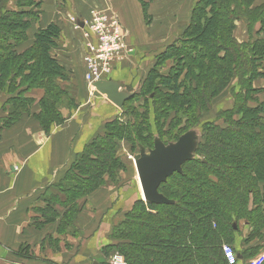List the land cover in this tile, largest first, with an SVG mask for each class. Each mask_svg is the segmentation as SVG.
Wrapping results in <instances>:
<instances>
[{
	"label": "trees",
	"instance_id": "trees-1",
	"mask_svg": "<svg viewBox=\"0 0 264 264\" xmlns=\"http://www.w3.org/2000/svg\"><path fill=\"white\" fill-rule=\"evenodd\" d=\"M254 1L197 0L190 8L189 21L181 37L176 42H170L155 56V61L159 55L160 59L175 55L180 59L178 69L170 77L162 76L160 85L161 89L170 91L165 95V101L174 107L182 109L192 103L200 108L210 104L227 86L237 101L234 110L223 118L220 116L224 124L215 120L204 123L205 128L197 140L193 158L182 165V172H174L160 184L159 192L172 203L157 205L138 199L132 209L124 213L125 218L116 226V235L113 232L112 239H121L123 247L118 251L129 264H228L222 252L224 242L232 245L236 260L244 259L251 250L247 247L236 249L235 237L238 236L240 221L248 226L247 233L241 235L244 242L258 234L264 221V184L259 185V180H264V122H261L262 114L258 108L246 104L252 97H245L243 93L245 90L250 93L253 81L258 76H264V69L257 70V64L252 63L254 60L264 61V35L259 34L264 32V4L256 6ZM142 3L149 4L148 0H142ZM37 5L34 0H0L1 97L5 93L0 104L6 111V115L0 117V121L3 120L1 128L20 118L21 112L25 111L20 94L34 84L45 91L38 98L40 109L34 117L45 131L61 123V120L58 121L61 119L59 107L66 91L65 86L55 82V79L57 77L66 82L71 79L65 76L64 63L56 57L59 53L54 51L61 36L60 28L54 23L39 27L34 42L19 50L28 38V28L38 20ZM239 17L249 21L248 36L242 42L232 32L233 20ZM256 21L260 22V28L254 31L253 36ZM216 23L221 28L217 29ZM208 33L212 39L206 38L203 43L210 49L192 41ZM190 39L193 43L188 42ZM153 69L150 68L142 82L146 81L143 85L145 92L152 87ZM196 70H200L197 76L192 74ZM185 72L191 73V79L200 84L195 92L192 87L180 89L178 78ZM185 89L188 93L184 92ZM193 92L198 94V98ZM135 93L124 103L133 100ZM154 93L151 91L148 94L153 96ZM67 102L72 100L67 98ZM152 102L149 105L153 107L152 114H161L164 108L154 99ZM133 112L132 108L128 109L130 115ZM145 112L146 107L143 118H146ZM186 116L194 118L193 112ZM117 123L116 119L106 122L104 140L96 137L80 152L76 162L73 160L65 170L62 182L54 185V190L46 199L51 206L66 207L62 221L68 226L81 207L79 200L96 190L102 182L103 172L100 173V170L103 169L108 177L113 175L109 164L116 151V143L111 139H114L112 128ZM139 123L119 127L117 135L121 137L124 134L126 140L134 137L130 141L132 146L138 144L151 149L153 137L144 133L151 134L152 127H148L150 124H146V120L144 127ZM182 133L176 134L174 140ZM157 134L162 139L163 135ZM238 134L253 139L240 143ZM95 161L100 164V170L92 167ZM74 172L81 178L79 182L72 178L69 180V174ZM80 172L83 175H79ZM209 172L213 173L210 175ZM183 205L191 206L193 214ZM118 243L108 245L114 248Z\"/></svg>",
	"mask_w": 264,
	"mask_h": 264
},
{
	"label": "crops",
	"instance_id": "crops-1",
	"mask_svg": "<svg viewBox=\"0 0 264 264\" xmlns=\"http://www.w3.org/2000/svg\"><path fill=\"white\" fill-rule=\"evenodd\" d=\"M34 1L38 3V20L28 28V38L19 46V50L34 42L39 27L44 28L54 23L60 28L61 35L54 51L59 53L65 66L74 68L80 81L84 74L82 55L86 50L79 41L83 31L73 27V18L74 21H86L91 10L101 11L109 6L125 27L128 42L133 34V21L143 25L145 18L142 0ZM154 20L155 18L152 21ZM158 37L163 40V34H157L153 39ZM165 39L162 42L169 40ZM159 52L160 50L151 53L147 62L146 52L131 50L122 61L115 64L108 77L120 80L127 91L136 92ZM256 80L254 85L258 80L264 83L261 78ZM86 89V86L81 87V96L78 94L81 103L74 119L68 123L52 125L49 131H45L33 115L38 111L33 106L30 114L22 115L7 127L0 128V264H97L95 258L100 252V245L96 225L100 216L95 210L98 206L94 207V204L99 203L105 207L108 201L113 203L116 187L103 189L102 193L105 194L102 196L99 189L95 190L97 195L92 196L94 199L86 196L87 205L93 210L83 209L85 199L79 200L81 207L72 223L83 233L82 237L72 236L68 232L67 228L70 226L63 222L66 207L57 204L55 207L46 202L54 185L62 182L65 170L75 159L82 144L94 138L102 124L114 120L121 112V108L96 89L91 93L92 98H88ZM4 115L0 104V117ZM90 123L92 128H89ZM84 134L85 138L82 137ZM128 183L129 186L125 181L120 189L126 188L125 196H135V199L125 207L126 211L132 209L136 199H142L138 179H129ZM247 227L244 224L243 232L238 230L240 232L235 237L236 249H245L241 235L247 233ZM260 247L264 250V243ZM258 258L254 264H259L264 258V251ZM236 261V264H240L242 259Z\"/></svg>",
	"mask_w": 264,
	"mask_h": 264
},
{
	"label": "rangeland",
	"instance_id": "rangeland-1",
	"mask_svg": "<svg viewBox=\"0 0 264 264\" xmlns=\"http://www.w3.org/2000/svg\"><path fill=\"white\" fill-rule=\"evenodd\" d=\"M196 1L197 0H151L149 4L142 3L144 16H145L143 25L139 24L137 21H133V24H132L133 34H132V37H130L129 42L127 41V37H126L127 47L132 51L136 50V51H142L143 53L146 52L147 57L144 56V58L146 57V61H147V58H149V55L151 53L166 49L170 42L178 40L181 37L182 32H184L185 26L187 22L189 21L190 8L193 6V4ZM254 4H256V6L260 4L263 5L264 0H255ZM154 18L155 20L153 22L152 20ZM247 19L248 18L239 17L233 20L235 25H234V28L232 29V32L234 33L237 40L241 42L244 38L246 39V36H247L246 31L249 26L248 25L249 21H247ZM259 23H260L259 21H256L253 24V27H254V29L252 30L253 36H254L253 34L254 31L260 26ZM215 27L217 29L221 28L219 23H216ZM140 30H142V32H140ZM157 34L158 35L163 34V40L165 38H166L165 40H168V39L169 40L162 42L163 40L159 37L158 39H153V38H156ZM259 34L264 35V32L259 33ZM206 38L212 39L211 34L209 33L207 35L202 34L199 37L193 38L192 41L195 44H200L203 47H207L208 45H206V43L205 44L203 43ZM192 41L190 39V41L188 42L193 43ZM24 48L22 49L24 50ZM208 48L210 49V46H208ZM162 57L160 59V55H159L156 61H155L156 59L155 57L151 64V67H153L154 69H153V72L151 73L153 77V81H152V87L150 88V90L145 92L143 85L145 84L146 81L144 83H141V85L139 86V89H137L135 93L136 94L135 98L133 100H130L126 104L124 103L126 108L125 107L124 109L121 108V112L119 113V115H117V117L114 118V120L116 119L118 123L117 125H114V127L112 128L113 133H114V139H111L112 140L111 142L116 143V148H115L116 151L113 154L112 162L109 164L111 167V170H113L112 171L113 175L111 177H108V174L105 173L103 169L100 170L101 168H100V164L98 163V161H95L92 165L93 168H96V169L100 168L99 169L100 173L103 172L100 178L102 179V182H100V184L97 186L98 188H96V190L99 189L100 196L105 194V193H102L103 189L108 190L109 189L108 187H116L115 188L116 192H114L113 203L108 201L107 203H105V207H102L99 203L94 204V207L98 206L97 209L95 208V210L96 212H98V216H100V220L98 221L96 225V228L98 229V232H97L98 240L97 241L99 242V245H100V249H99L100 252L97 254L95 259H97L98 261H103L104 263L102 264H111V257L114 254H119L123 257V254H121L118 251V250H121V247H123V244L121 243V239H119L118 237L112 239V237H113V232L114 234L116 232L115 231L116 226L119 224L121 220L125 218L124 208L130 205V203L135 199V196H133L132 198H129V196H125L126 188L121 190L120 187L122 188V186H124L125 181H126V184L129 186V183H128L129 179L133 180L137 178V173H136L135 166H134L135 164L133 162V156L137 154L140 148L142 147V146H139L138 144H135L132 146L130 141L132 142L134 137H132L129 140H126L125 138H123L124 134L121 137H119L120 134L117 135L119 131L118 128L123 125L124 126L128 125V127H130L135 122L137 123L140 122L139 126L144 127V123L146 120V124L148 123L150 124L148 127L149 128L152 127V133L149 135L144 133V135L150 136L151 138L153 137V141L155 138H158L165 144L170 143V142L173 143L177 140V139L176 140L174 139H175L176 134H178L180 131H183V133L188 132V131H194L195 133L197 132L200 137L201 133L203 132L205 128L204 123H206L207 121L215 120L217 122H221L222 124H224L222 122V118L226 114H229L230 111L234 110V107H235L234 104L237 101L235 100V98L232 97L231 93L228 91V86H227V88L224 91H222L216 97H214V99H212V102L210 104L203 105L200 108H196L195 105L192 103L185 105V107H183L182 109L180 107H174L172 103H170L169 101L168 102L165 101V97H166L165 95L170 94V91H168V89H165V88L161 89L160 85H161L162 76L170 77L172 73H174V71L178 69L180 59L176 55L172 57L168 56L165 59L164 58L162 59ZM263 62L264 61L257 62L256 60H254V62L252 63L253 65L255 64V66L257 64L256 69L259 70V69H264ZM64 69H65L64 72L66 73L65 76H68L71 79V81L66 82L57 77L55 79V82H57L60 85L65 86L64 88L66 91L65 92L66 94H64L63 102L61 103L59 107V111H61L60 112L61 119H58V121L61 120V123L59 124H62L65 122L68 123L69 121H72L74 119L73 117L75 115V112L78 109L79 103H81L79 99V97L81 96V87L87 85L86 84L87 82H85V80H84V83H82L84 76L82 80L80 81L79 75H77L78 73L77 72L74 73V68H70L69 66L64 65ZM195 72L196 73H192V74H195V76H197L200 70L198 71L196 70ZM192 74L190 73L189 75L186 72L185 74L181 73V75L178 78L179 79L178 84L180 86V89L187 86L185 88L188 89L192 87L194 88V92H195V90L201 87L198 82H194L191 79ZM259 78L264 80V76L263 77L258 76V79ZM255 81L257 80L255 79L253 81V87H251L250 93L249 91H246V90L243 93L245 97H250V98L252 97V99H249V101H247L246 104L247 106H252V107L256 106L258 110L260 111V113L262 114L261 122H264V83H260V81L258 80L257 84L255 83L254 85ZM185 90L184 92H187V90L186 91ZM151 91L155 92L154 93L155 97L154 95L150 96V94H148ZM44 92L45 91L43 87L39 86L38 84H34L33 87L26 90L24 94H20L21 96L20 99L22 103L25 104V107H24L25 111L21 112L22 114H20L19 117H22V115H25V114H30L33 106L34 108L36 107L39 110L40 105L38 103V98L42 96ZM194 92L192 94L194 95V97L198 98L197 97L198 94ZM86 94L89 96L88 98H92V94L88 90ZM4 96H5V93H3V96L1 97V101L4 100L5 98ZM67 98L71 99L72 102H67ZM153 99L155 100L156 103H158L164 108L161 114L158 113L155 116L154 114H152L153 107L149 106L151 105V103H153L152 102ZM146 104L148 106H146ZM8 106L10 105H7V107ZM7 107L5 106L6 109ZM145 107H146V112H145L146 118H143L142 115L144 114ZM129 108L133 109L134 111L133 115H130L128 113ZM148 108H150V113H148ZM4 112L6 115V111ZM191 112H193L195 120H193L194 118L188 119V117L186 116L187 114L189 116ZM35 114L36 113H34L33 115ZM183 114L185 116H183ZM217 116L219 118H217ZM220 116H222V118ZM236 116L238 118V115ZM136 119H138V121ZM233 119H235V116ZM2 122L3 120L0 121V128H1ZM91 124L92 123L89 124L90 125L89 128L90 127L92 128ZM119 124L121 125L119 126ZM187 125L189 126L188 129L186 128L184 129V127ZM106 127L107 125L105 122L99 128L100 130L98 129V134L94 138L101 137L100 139L101 141H103L104 140L103 138H105L103 131H104V128L106 129ZM157 133H160L163 135L162 139L159 138L160 135H158ZM236 136L240 143L251 141V139H253L251 136L250 137L248 136V138H244V136L242 135L239 136V134ZM82 137L85 138V134ZM94 138H92L85 144H82L79 151L75 154L74 162H76L75 160H77V156L80 154V152H83L86 146L90 144ZM79 140L80 138L78 139L77 143L79 142ZM81 141H82V138H81ZM220 146L221 145L218 146L219 149H221ZM142 148L146 150L149 149V148H144V147ZM212 173L213 172H209L210 175ZM76 174L78 173L76 172ZM69 175H70L68 177L69 180H71L72 178L73 180H76L77 182H79V180L81 179L79 176L75 175V172ZM79 175H83V173L80 172ZM259 181H260L259 185L264 184V180H259ZM95 194L96 193L94 190V191H90V193L88 192L87 196L90 199H94L95 197L93 198L92 196L97 195ZM85 198L86 197H84L83 199ZM138 199L145 202L141 198H138ZM84 202L85 203L83 205V209L93 210L90 205H87L86 199L84 200ZM132 205L134 206V203ZM157 205H160V204H157ZM183 206L185 209L188 208L189 211L193 214L194 210L192 209L191 206H187V205H183ZM125 211H126V208H125ZM243 227H244V224L240 221L238 224L239 230L242 231ZM67 229H68V232L72 234V236H75V237L83 236V233L76 227L74 222L73 223L71 222L70 227H68ZM84 229H86V226H84ZM243 238L244 237L241 238L242 244H244L247 248H250L251 250L248 252V254L246 253V257L242 259L240 264H254L255 261L259 260L260 257L258 258V256L261 255V253H263L264 251L263 248L260 247V244L264 243V221L258 231V234L255 236L252 235V238L250 239V241L244 242ZM117 242H120V243H118V245L113 248L112 247L113 243H117ZM108 244H112V245H108ZM223 245H228L232 248V245H229V243L224 242L222 246ZM259 247L262 249H260ZM123 259L125 260L126 264H129L128 261L124 257ZM259 264H264V258L260 261Z\"/></svg>",
	"mask_w": 264,
	"mask_h": 264
},
{
	"label": "water",
	"instance_id": "water-1",
	"mask_svg": "<svg viewBox=\"0 0 264 264\" xmlns=\"http://www.w3.org/2000/svg\"><path fill=\"white\" fill-rule=\"evenodd\" d=\"M120 80L111 77L98 80L93 87L118 108L134 92L127 91ZM198 133L188 131L177 138L175 142L163 143L158 138L153 141V147L148 153L141 147L133 156L142 199L147 203L169 204L172 200L159 192L158 188L174 172H182V165L193 158L197 146Z\"/></svg>",
	"mask_w": 264,
	"mask_h": 264
},
{
	"label": "built area",
	"instance_id": "built-area-1",
	"mask_svg": "<svg viewBox=\"0 0 264 264\" xmlns=\"http://www.w3.org/2000/svg\"><path fill=\"white\" fill-rule=\"evenodd\" d=\"M74 28L81 30L80 45H83L86 52L82 55L84 67V80L89 92L94 93L93 83L107 78L115 68V64L122 61L131 51L126 43V29L118 18L115 11L109 6L100 10H91L86 21H74ZM83 24V27L80 25ZM60 58L59 56H56ZM224 259L227 263L236 262V254L228 245L222 246ZM111 264H126L123 257L114 254L111 257Z\"/></svg>",
	"mask_w": 264,
	"mask_h": 264
},
{
	"label": "bare ground",
	"instance_id": "bare-ground-1",
	"mask_svg": "<svg viewBox=\"0 0 264 264\" xmlns=\"http://www.w3.org/2000/svg\"><path fill=\"white\" fill-rule=\"evenodd\" d=\"M144 150H145V149H144ZM145 152L148 153V151H146V150H145ZM133 162H134V160H133ZM134 166H135V165H134ZM135 170H136V168H135ZM138 184H139V182H138ZM139 191H140V194H141V196H142V192H141L140 185H139Z\"/></svg>",
	"mask_w": 264,
	"mask_h": 264
}]
</instances>
